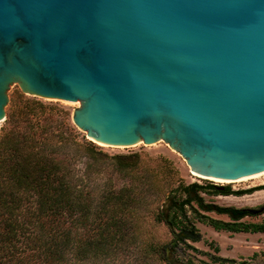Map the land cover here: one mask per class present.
Segmentation results:
<instances>
[{"label":"water","instance_id":"obj_1","mask_svg":"<svg viewBox=\"0 0 264 264\" xmlns=\"http://www.w3.org/2000/svg\"><path fill=\"white\" fill-rule=\"evenodd\" d=\"M11 85L72 101L96 144L158 141L220 186L264 174V0H0V121Z\"/></svg>","mask_w":264,"mask_h":264},{"label":"trees","instance_id":"obj_2","mask_svg":"<svg viewBox=\"0 0 264 264\" xmlns=\"http://www.w3.org/2000/svg\"><path fill=\"white\" fill-rule=\"evenodd\" d=\"M59 111L63 117L67 114ZM6 121L0 135V264H76L113 258L129 223L126 213L131 206L122 199L123 191L108 190L95 198L79 184L89 170L79 174L73 166L80 155L92 164L105 154L90 142H77L65 117L54 119L39 101L10 108ZM72 144L76 145L73 149ZM110 158L119 163V170L129 168L130 164H120L121 156ZM261 189L264 185L231 190L229 185L192 182L176 189L183 197L171 198L169 214L161 211L156 217L179 229L184 234L179 239L198 241L200 233L193 223L187 224L186 215V206L195 202L203 210L230 217V222L211 219L209 225L216 230L264 233V222L239 221L264 213V203L249 208L218 206L205 203L199 195L201 191L242 195ZM158 254L171 264L164 254Z\"/></svg>","mask_w":264,"mask_h":264},{"label":"rangeland","instance_id":"obj_3","mask_svg":"<svg viewBox=\"0 0 264 264\" xmlns=\"http://www.w3.org/2000/svg\"><path fill=\"white\" fill-rule=\"evenodd\" d=\"M7 94L9 101L6 105V118L10 108H19L25 101L35 100L12 85ZM36 101L44 104L46 111L52 114L54 119L65 117V122L73 127L67 120L72 101ZM60 109L67 112L64 117ZM6 125V119L0 121V135ZM75 132L77 142H90L105 154L99 155L102 159L92 164L85 155H80L74 160L73 166L79 174H87L89 170V176L84 182H79L80 186L92 192L95 198H100L108 190L123 191L122 199H126L127 204L131 206L126 213L129 223L115 256L76 264H166L158 252L164 254L171 264H183L186 261L192 264H239L241 261H245L244 264H264V233L216 230L209 225L211 219L230 222L231 219L226 214L203 210L195 202L186 206L187 224L193 223L199 231L198 241L179 239L184 236L183 233L179 234V229L170 227L156 217L161 211L164 214L170 213L168 207L171 198L183 197L181 192L176 191L179 186L192 182L220 185L217 180L191 177L177 154L158 141L145 146L140 142L124 147L101 145L78 134L76 130ZM75 147V144L71 145L72 149ZM114 155L121 156L120 164H130L129 168L119 170V163L110 158ZM223 185H229L231 190H244L264 185V177ZM128 191H131L128 198H132V201L127 198ZM199 195L205 203L218 206L249 208L264 203V189L242 195H217L208 191H201ZM239 221L264 222V213L246 216Z\"/></svg>","mask_w":264,"mask_h":264},{"label":"bare ground","instance_id":"obj_4","mask_svg":"<svg viewBox=\"0 0 264 264\" xmlns=\"http://www.w3.org/2000/svg\"><path fill=\"white\" fill-rule=\"evenodd\" d=\"M259 177H264V174L261 175V176H258V177L248 178V179L239 180V181H234V182L246 181V180L255 179V178H259ZM206 179H210V178H206ZM214 180H216V179H214ZM259 193H260V192H259ZM228 197H229V196H228ZM228 201H229V200H228ZM232 201H233V200H232ZM234 203H235V201H234Z\"/></svg>","mask_w":264,"mask_h":264}]
</instances>
